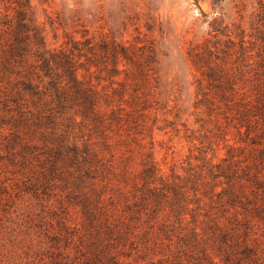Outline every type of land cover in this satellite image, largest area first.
I'll return each mask as SVG.
<instances>
[{
  "label": "trees",
  "instance_id": "16d2710c",
  "mask_svg": "<svg viewBox=\"0 0 264 264\" xmlns=\"http://www.w3.org/2000/svg\"><path fill=\"white\" fill-rule=\"evenodd\" d=\"M256 2L249 28L189 45L199 128L181 129L153 46L82 34L51 48L31 0H0V262L264 264ZM162 127L199 150L182 171L157 159Z\"/></svg>",
  "mask_w": 264,
  "mask_h": 264
},
{
  "label": "rangeland",
  "instance_id": "374dc122",
  "mask_svg": "<svg viewBox=\"0 0 264 264\" xmlns=\"http://www.w3.org/2000/svg\"><path fill=\"white\" fill-rule=\"evenodd\" d=\"M31 1L51 48L61 46L68 37L81 38L82 34L153 46L158 60L161 98L168 108L179 113L178 119L174 114L169 117L176 120L181 129L184 121L194 129L199 128L195 122L198 73L188 56L189 45L202 41L215 28L223 30L238 24L249 28L257 9L256 0ZM160 124L165 126L163 121ZM183 131L177 134L171 127L156 131V156L166 171L172 166L182 171V166H188L199 154L194 142L183 137ZM229 137H234V129H230ZM221 149L220 155H224L226 150ZM0 264L28 263L20 258H6Z\"/></svg>",
  "mask_w": 264,
  "mask_h": 264
}]
</instances>
